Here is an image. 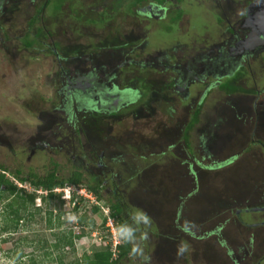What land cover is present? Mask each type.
I'll return each instance as SVG.
<instances>
[{"label": "rangeland", "instance_id": "1", "mask_svg": "<svg viewBox=\"0 0 264 264\" xmlns=\"http://www.w3.org/2000/svg\"><path fill=\"white\" fill-rule=\"evenodd\" d=\"M135 1L6 0L1 5L0 165L44 175L57 163L58 174L67 178L79 166L75 161L81 152L91 159L80 149V138L90 135L88 146L109 139L127 156L124 163L112 160L107 168L83 170L86 176L107 178V184L112 181L128 204L130 224L139 229L130 242L132 256L119 264H264V210L244 212L264 207V93L255 96L256 89L264 92V60H253L251 69L245 67L235 80L193 82L186 95L170 86L163 62L146 61L163 51L171 65L184 63L180 58L192 56L207 37L215 40L224 31L227 18H242L250 0H166L160 20L138 13L154 0ZM130 52L132 58L126 57ZM101 66L100 82L115 74L120 89H139L151 98L140 103L132 95L133 101L119 103L127 109L101 114L91 110L100 102L78 104L64 87L66 76ZM226 82L237 90L223 88ZM79 123L89 133L76 134ZM38 141L47 146L37 147ZM126 144L131 146L123 148ZM154 148L155 158H142ZM229 166L236 168L229 172ZM14 181L28 193L46 194ZM85 187H71L70 199H64L65 190H57L46 206L38 199L42 214L32 213L16 232L0 236V264H91L94 253L108 247L116 259L124 250L119 248L122 236L103 202L88 191L90 197L77 194ZM180 204L185 218L174 220ZM50 209L60 220L53 229L46 222ZM220 224L217 232L205 235ZM184 228L204 239L190 238ZM62 234H71L72 243L55 248ZM166 253L173 254L172 260Z\"/></svg>", "mask_w": 264, "mask_h": 264}, {"label": "flooded vegetation", "instance_id": "2", "mask_svg": "<svg viewBox=\"0 0 264 264\" xmlns=\"http://www.w3.org/2000/svg\"><path fill=\"white\" fill-rule=\"evenodd\" d=\"M46 1L48 2L49 0ZM225 1L227 3H230L236 0ZM4 2H6V0H0V9L2 7L1 5ZM165 2L166 0H164L162 4L151 3L147 7L145 6L144 8L139 9L138 13L144 15V17L146 18L160 20L165 16L167 11L166 6H164ZM263 29L264 0H250L249 3L246 4L245 13L242 18L239 17L233 22L227 18V27L224 28V31L215 40L213 37H211V40H208L209 37H207V43L200 46L192 56L188 57L187 59H184L185 56L183 57V59L180 58V60H185L184 63H182L181 61H177L175 64L171 65V58L169 57V54L163 51L157 52L156 57L154 55H149L146 61L149 62V60H156L158 62H163L160 64L163 66L164 71L169 72L168 80L172 78V83L170 84V86H172L174 90L180 95H186L188 94L189 87L193 82L203 81L207 77L215 78L216 80L222 79L224 77H236L235 75L238 73L241 74V70H244L245 67L248 66L250 68L253 60L256 62L264 60ZM139 36L141 35L139 34ZM127 39L128 40H126V45L128 46V43H130V37H127ZM59 42L61 43V41ZM144 48L145 45H142L141 50H144ZM54 52L58 56V59H60L61 57L58 52ZM157 56L161 57L157 58ZM126 57L132 58L131 52ZM129 60L130 63L142 65V62L138 63L134 59ZM147 62H143L144 67L146 65H153ZM101 68L102 66L87 73L83 71H81V73L77 69L75 70V74L73 77L66 76L65 72L67 71L64 69L61 70L62 73L67 77V82L64 87L68 91V94L72 96V98L78 99V102L76 101L78 104L81 105L82 103L89 102V100L92 101V103L94 100L100 102V96L103 95V99L107 100L108 102L106 104H102L100 102V107L97 106L96 103H94V106L102 110V113H107V111L109 110L119 111V103L123 101V99H129L130 101H132V95L136 96V92L141 94V90L139 89L130 87L120 89L118 85L114 83V79L116 77L115 74L109 76L108 81L100 82L97 74ZM102 69H104V67ZM255 92L256 99H259L260 95L264 93L258 89H256ZM257 102L258 101L256 100L254 108L257 107ZM93 111L95 113H99L97 112V110L93 109ZM82 125L83 124H81V126ZM82 127L83 128L81 129L79 123V128L75 129V133L79 136L82 135L83 130L86 133H89L86 126L83 125ZM100 132L101 131H99L98 133L100 134ZM106 132L107 130H105L103 134H106ZM89 140H91L90 135H86L85 140H83L82 138H80L79 140V143H81L80 149H82V151H88L91 158L88 160V156L83 155L82 152L81 155L76 158L75 162H77L79 166H83V169H89L91 166H94V168L99 166V169H102L101 167L107 168V165L109 166L112 163V160H114V163L119 165L120 162L124 163L123 158L127 159V156L125 157L118 152L119 147L117 146V144L110 143L109 139H103L101 137L100 139H96V144L93 143L94 141L92 140L90 146H88L85 143ZM96 145H98L97 147L100 148H97ZM36 146L42 148L47 145L42 141H38L36 143ZM116 146V149L118 151L115 150ZM127 147L128 144H126L123 148ZM107 160L110 161L107 162ZM102 178L105 180L103 184L107 185V178ZM110 190L111 189L108 188L106 191L109 193ZM254 211L257 210L254 209ZM171 255L173 256V254ZM164 256L167 260H172V256H168V253H166ZM164 256L162 257L164 258Z\"/></svg>", "mask_w": 264, "mask_h": 264}, {"label": "trees", "instance_id": "3", "mask_svg": "<svg viewBox=\"0 0 264 264\" xmlns=\"http://www.w3.org/2000/svg\"><path fill=\"white\" fill-rule=\"evenodd\" d=\"M145 1L146 0H136L135 3L138 2L140 4ZM154 1H155L154 3H159V4H162L164 2V0H154ZM233 79L235 80V77H233ZM222 86L223 88H230L231 86L232 87L231 90H235V89L237 90V88L232 82L230 83L226 82L225 85H222ZM136 96L141 99V100L139 99L140 103L146 102L151 98L150 94L143 92V91L141 92V94L136 92ZM100 97H101L100 102L102 104H106L108 102L107 100L103 99V95H101ZM75 100L78 102V99H75ZM138 101L136 103H138ZM124 107H127V106L121 103L118 108L119 110L127 109ZM200 107H201V104L197 107V111L195 113L196 115L193 120L194 123L197 121ZM95 108L96 106H91L92 110L94 109V110H97V112H99L98 114L102 113V110H100L99 108H96V109ZM110 114H113V113H109V115ZM184 136L187 142L188 133H185ZM137 145H139V143H137ZM130 146L131 145H128V147ZM132 148L138 150V146L132 145ZM139 148H143V147H139ZM148 151L149 152L143 155L142 158L145 159L144 156H147V155H149L151 158H155L154 157L156 154L155 148L153 150H148ZM161 153H164V152H161ZM235 158L236 157L230 158L227 162L233 161V159ZM218 166L219 165L217 164V167ZM227 168H229L228 169L229 172H232L233 171L232 169H235L236 167L229 166ZM58 172L59 170H58L57 163H54L53 169L49 170L44 175H40V174L31 172V171H29L26 174H23L21 170L11 172L5 166L0 165V204L2 205L1 206L2 209L0 211V236L4 233L13 234V232H16V230H18L19 227L22 226L23 223L27 222V220H30L29 216L34 217L32 213L38 212V214H42L43 212H42L41 206H37L38 199H40L41 203H44L46 206L48 205L47 203H50V201L55 198L56 196L55 190L66 189L72 186L74 187L75 186H78V187L86 186L85 187L86 190L92 196H94L97 200L103 202L107 206L109 210V215L114 220L117 230L119 234L122 236L123 245H121L119 248L124 249L122 252H119V255L116 259L113 258V252L110 247H108V249H105L104 251H96L93 255V259L91 260V264H119L126 257L132 256L134 249L130 245V242L139 233V229L135 228V224H133L134 226L130 224L131 218L128 213V204L122 197L118 195L116 187L115 185L113 186L112 181L108 183L107 185H105L103 184L105 180L100 176H97V175L89 176L90 174L86 176V172L83 170V166H77L76 170L73 171L72 174H70V176L67 178L61 177L58 174ZM191 172L195 175V172L193 171ZM238 173H239L238 171H235L234 175L229 177V180L232 179ZM14 180L19 181L20 183L29 184L36 191H40V192L43 191V192H46V194L39 196L37 195V192L28 193L26 189L19 188ZM163 185L168 186V184L166 183L165 184L163 183ZM195 185H196V181L194 180V186ZM108 188L111 189L109 193L106 191ZM167 188L168 187H166V189ZM194 191H198L197 187L194 189ZM178 200H182V199L180 198ZM181 208L182 207L180 204L179 208L175 209L176 217L174 218V220H177L178 217L179 218L181 217V219L184 220L185 214L181 215ZM32 210L33 212H31ZM98 210H99L98 207H93V212L97 213ZM246 211L247 212L254 211V208L245 209L244 212ZM241 212H243V210H241L240 213ZM47 213H48L47 214L48 217H47L46 222L48 224V227L50 229H53L54 227L55 228L58 227L60 225V220L59 218L57 220L53 218V210L50 209ZM221 213H223V211H221ZM219 216L220 214H218L216 217L219 218ZM80 221L82 222V220ZM208 221L211 222L210 220ZM91 225L93 226L94 223H91ZM220 228H222L221 224L215 230L206 232L205 235L213 234L217 232ZM182 230L183 232L188 234L190 238H196L197 240L204 239L203 237L197 238L199 235L196 236L197 234L191 229L184 228ZM71 236H72L71 234L70 235L62 234L61 236H59L57 243L54 244V247L60 248L67 244H71L72 240L69 241V237ZM221 243L223 244L224 241H222Z\"/></svg>", "mask_w": 264, "mask_h": 264}, {"label": "built area", "instance_id": "4", "mask_svg": "<svg viewBox=\"0 0 264 264\" xmlns=\"http://www.w3.org/2000/svg\"><path fill=\"white\" fill-rule=\"evenodd\" d=\"M71 190H74L72 188H69L66 191V198H70L71 197ZM77 194L82 196V197H90L91 195L88 194L87 190L86 189H82L81 191H77Z\"/></svg>", "mask_w": 264, "mask_h": 264}, {"label": "clouds", "instance_id": "5", "mask_svg": "<svg viewBox=\"0 0 264 264\" xmlns=\"http://www.w3.org/2000/svg\"><path fill=\"white\" fill-rule=\"evenodd\" d=\"M72 187H74V186H72ZM69 188H71V187H68V188H66V189H57V190H67V189H69ZM57 190H55V192H57ZM66 194V193H65ZM80 196V195H79ZM82 197V196H81ZM64 199H70V198H66V196L64 197Z\"/></svg>", "mask_w": 264, "mask_h": 264}, {"label": "water", "instance_id": "6", "mask_svg": "<svg viewBox=\"0 0 264 264\" xmlns=\"http://www.w3.org/2000/svg\"><path fill=\"white\" fill-rule=\"evenodd\" d=\"M264 30V29H263ZM255 210H264V208H262V209H255Z\"/></svg>", "mask_w": 264, "mask_h": 264}, {"label": "bare ground", "instance_id": "7", "mask_svg": "<svg viewBox=\"0 0 264 264\" xmlns=\"http://www.w3.org/2000/svg\"><path fill=\"white\" fill-rule=\"evenodd\" d=\"M252 19V18H251Z\"/></svg>", "mask_w": 264, "mask_h": 264}]
</instances>
